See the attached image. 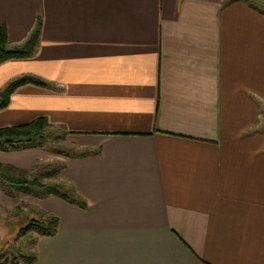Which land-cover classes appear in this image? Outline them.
Returning <instances> with one entry per match:
<instances>
[{
	"label": "crops",
	"instance_id": "1",
	"mask_svg": "<svg viewBox=\"0 0 264 264\" xmlns=\"http://www.w3.org/2000/svg\"><path fill=\"white\" fill-rule=\"evenodd\" d=\"M37 19L36 55L1 63L0 91L50 86L18 87L0 128L44 117L69 148L0 163L33 178L54 162L85 205L0 182V248L32 236L18 264H264V0H0L10 47ZM22 214L56 232L17 240Z\"/></svg>",
	"mask_w": 264,
	"mask_h": 264
},
{
	"label": "trees",
	"instance_id": "2",
	"mask_svg": "<svg viewBox=\"0 0 264 264\" xmlns=\"http://www.w3.org/2000/svg\"><path fill=\"white\" fill-rule=\"evenodd\" d=\"M41 29V20L37 19L34 26L30 29L24 42L18 46L10 47L7 41L6 27L0 25V64L11 59L32 58L38 50L39 35ZM35 85L40 87H49L50 84L36 77L24 75L10 81L0 91V110L5 108L9 102L10 95L20 86ZM51 124L44 117H38L30 123L23 125L7 126L0 128V150H20L31 147H40L41 141L51 138ZM0 182L7 184L15 190H28L31 187L46 189V194L58 196L62 199L75 202L84 206L83 201L69 195L59 185L46 186L36 178L28 179L26 172L19 170L12 165L0 163ZM20 207L13 209V213L19 212ZM21 212V211H20ZM58 218L54 215L46 214L43 219L32 218L21 227L17 233V239L24 237L30 232H35L38 236H50L56 232ZM34 253L21 254L13 253L7 245L0 248V264H18L19 261L33 262Z\"/></svg>",
	"mask_w": 264,
	"mask_h": 264
},
{
	"label": "rangeland",
	"instance_id": "3",
	"mask_svg": "<svg viewBox=\"0 0 264 264\" xmlns=\"http://www.w3.org/2000/svg\"><path fill=\"white\" fill-rule=\"evenodd\" d=\"M38 18H40V17H38ZM50 134H51V138L48 139V140L41 141V144H40L41 146H43V148L45 150H48L50 152V158L53 157L52 154H53V152H56L57 148H62L65 151L68 150L69 147H68V145L64 144V142H63V140L61 138L62 137V133L58 129L51 128ZM53 163L54 162H50V163H44L43 162V164L39 165L38 166L39 168H37L35 170V175L36 176H34L33 178H36L38 181H40L42 184H45L46 186L58 185V184H56L55 179L52 178L53 176H51V173L56 171V168H57V166L56 165L54 166ZM28 179H31V178H28ZM61 188L63 190H66L69 193L70 196L76 197L75 194L73 193L72 189H65L63 187H61ZM45 191H46V189L31 187L28 190H23V191L22 190H18V193L31 194L35 198H40L41 197L40 195H51V194H46ZM22 215L28 216V214H22ZM33 217L35 219H42L43 218V217L37 216V215H35ZM29 218H31L30 215L28 216V218H26V220L25 219H20V218L16 219L15 223L16 224H21V226H24V225H26L29 222V220H30ZM13 224H14V221H13ZM17 240H14L15 241L14 242L13 241V237H10L9 238V243H10L9 245L10 246H14L17 243ZM23 240H24V245L28 243L29 244L28 247H30L31 246L30 243L33 240V237L30 236L29 239L25 238ZM24 245L20 246L19 244H17V247H18L17 249L23 250L24 249ZM17 249L14 250L12 248H9V250H11L13 253H18ZM28 253H31V252H28Z\"/></svg>",
	"mask_w": 264,
	"mask_h": 264
}]
</instances>
